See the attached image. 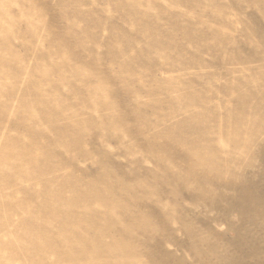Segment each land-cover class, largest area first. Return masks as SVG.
<instances>
[{"label":"rangeland","instance_id":"rangeland-1","mask_svg":"<svg viewBox=\"0 0 264 264\" xmlns=\"http://www.w3.org/2000/svg\"><path fill=\"white\" fill-rule=\"evenodd\" d=\"M0 264H264V0H0Z\"/></svg>","mask_w":264,"mask_h":264}]
</instances>
